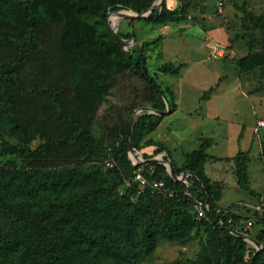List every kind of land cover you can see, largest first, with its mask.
<instances>
[{
    "label": "rangeland",
    "instance_id": "374dc122",
    "mask_svg": "<svg viewBox=\"0 0 264 264\" xmlns=\"http://www.w3.org/2000/svg\"><path fill=\"white\" fill-rule=\"evenodd\" d=\"M25 1L0 0V64L12 72L18 90H51L64 115L90 130L102 148L117 147L120 154L108 166L109 159L88 155L81 141L54 143L35 159L11 153L6 143L35 149L48 138H64L68 125L55 117L45 96L19 98L11 83L0 77V169L40 170L42 175L52 169H75L73 182L56 192L43 189L33 195L20 194L16 186L20 180H14L11 187L0 180L5 200L46 208L55 217L66 211L80 220L85 218L94 241L102 238L97 228L104 224L122 257L106 252L99 243L85 241L81 247L87 252L75 256L77 262L89 263L94 257L95 264H124L123 258L141 251L144 242L141 236L133 242L126 240L123 218L137 230L149 214H155V246L140 264H222L229 247L212 222H198L189 202H171L177 195L172 187L167 186L156 198L146 196L127 168L129 142L125 138L131 122L156 99L146 82L127 69L116 46L115 35L129 33L135 38L122 45L132 54L135 48L142 49L148 73L167 99L166 116L142 139L138 150L181 168L185 155L211 138L204 173L215 188L213 204L239 218L235 232L252 238L245 241L256 250L255 263L264 264V247L257 241L264 229V129L258 128L264 119V0H165L163 5L171 12L187 19L163 24L147 19L163 6H155L157 1L152 0H34L31 9L38 31L29 52L25 47L30 41ZM113 7L122 13L112 15L106 23L103 13ZM133 7L144 15L135 13ZM210 42L225 48L222 59L209 57ZM169 64L184 67L179 75L163 73L162 67ZM211 88L213 93L201 101ZM25 114L29 116L24 119ZM18 122L23 127L14 129ZM162 147L166 151L154 153ZM238 155L245 160L253 196L238 185ZM74 196H80L86 206L75 208L71 204ZM162 213L165 215L159 218ZM169 215L174 223L173 239L161 236ZM249 219L255 225L245 232ZM14 221L13 212L0 210V230L14 227ZM26 227L31 234L28 224H23L22 231ZM67 229L74 230L73 226ZM21 252H15L12 259L19 261Z\"/></svg>",
    "mask_w": 264,
    "mask_h": 264
},
{
    "label": "trees",
    "instance_id": "16d2710c",
    "mask_svg": "<svg viewBox=\"0 0 264 264\" xmlns=\"http://www.w3.org/2000/svg\"><path fill=\"white\" fill-rule=\"evenodd\" d=\"M34 0H26L23 4L25 18L30 30V41L26 47V51L30 49L36 42V33L38 31L37 25L33 19V13L31 5ZM156 2L158 0H152ZM135 13L143 16L144 12L133 7ZM122 11L113 7L112 10H105L103 13V20L109 23L112 19V15H120ZM148 21L155 24H163L165 22H181L185 21L187 17L176 16L174 12H171L166 5L161 7V11L158 13V9H154L148 16ZM256 23L259 25L258 18L253 17ZM264 28V24L262 25ZM118 36L123 40H133L135 36L133 34H121ZM117 41V40H116ZM117 48L121 51L122 57L125 60L127 69L135 76L143 79L148 85L149 89L155 94L156 99L152 107L141 113L139 118L132 125V144L133 148L137 151L142 139L148 134L154 132L162 123L167 113L166 107V95L161 85L148 73L147 70V58L142 49L135 48L134 54L129 53L121 42H116ZM19 54H22L21 48L18 49ZM23 58L19 60L22 62ZM16 63V62H14ZM184 65L173 66L164 65L162 72L170 75H179ZM5 65L0 64V77L4 80H8L11 83L12 91L18 95L19 98H35L37 95H43L50 103L52 112L54 111L55 117L68 125V134L62 138H48L42 145L37 146L35 149L31 148H18L16 146L6 143L8 150L11 153L26 157L29 159H35L39 153L54 143L58 144H72L74 141L82 142L87 150L88 155H97L105 159H117L120 154V150L117 147L110 149L102 148L101 144L94 137L93 133L88 129H82L78 126L76 119L64 115L60 102L53 95L49 89L34 88L28 93H24L17 89L16 81L13 75ZM214 89L211 88L206 91L201 101L208 99L209 95L213 93ZM170 111L173 113L176 111L175 104H170ZM29 116V115H28ZM28 116H21L27 118ZM23 124H14V129L22 128ZM125 141L129 142V131L126 134ZM241 139V138H240ZM213 140L207 138L202 140L201 145L197 150L185 155V162L181 168H178L173 161L171 164V175L166 171V167L163 164H152L148 166L154 167V174L149 175L148 179L162 180L165 182L166 187H172L177 193L176 197L171 199V202L179 205L181 201L184 203L189 202L191 206H194L196 201L209 202L210 211L208 213V219H199L198 222H212L218 231H220L224 237V241L227 247H229L222 257V264H256V250L249 246L245 241V236H242L235 231L237 230L239 218L235 214L228 213L226 219L231 218L232 224H228L221 228L216 226L213 221L216 219L215 210L218 209L213 201H215V188L211 184L209 178L204 173V166L209 158L207 150L211 148ZM166 151L164 147L157 149L154 153H160ZM140 152V151H139ZM143 158L149 160L153 156L146 155L144 153ZM166 160V159H165ZM167 163V162H165ZM127 168L130 170L132 176L134 175L135 167L132 165L130 158L127 160ZM40 170L32 171H18L12 170L6 167L0 169V180L2 183H6V186H13L14 180H20L17 183L18 193L33 195L43 189H49L56 192L60 188L69 186L75 176V169H52L45 171L44 175ZM186 173L187 177L184 181H180L182 173ZM9 179L7 180V177ZM236 177L239 187L246 191L250 195L255 193L249 188L247 179V170L245 166V160L242 156L238 155L236 158ZM5 180H7L5 182ZM137 185V183H134ZM146 196L156 198L159 193H152L150 189L146 190ZM162 198V196H160ZM71 204L77 208L82 205L86 206L84 200L80 196H74L71 200ZM0 210L10 211L15 216V226L9 228L6 231L0 230V264H95L93 261L96 258H92L87 262H77L75 256L85 255L87 251H82L83 243L85 241L91 244L99 243L106 252L116 257H122V251L120 246L115 243V239H109L110 231L101 224L100 238L96 241L93 240L92 233L89 232L90 224L87 219H79L76 216L63 212L61 216L55 217L46 208L33 209L29 204L14 203L5 200L4 195L0 193ZM171 214V211L169 212ZM196 213V212H195ZM165 214H159V218H162ZM197 215V213H196ZM155 214L150 215L146 221L142 223V227L135 230L130 225L127 218H123L124 228L123 232L125 238L129 242H133L135 237L141 236L144 245L142 250L134 253L130 257L123 258L124 264H140V262L149 255L154 249L156 238L152 229V224L156 220ZM246 223V222H245ZM23 224H28L31 227V234L27 227L25 231H22ZM88 225V226H87ZM162 237L173 239L172 233L174 230V223L172 221V215H169L166 220L163 221ZM73 226L74 230L68 231L67 228ZM89 227V228H88ZM96 231V228H93ZM98 231V230H97ZM253 241L252 238H247ZM257 241L263 244L264 247V229H262L258 236ZM88 249V248H87ZM22 251L19 261H14L12 255ZM96 264H101L97 262Z\"/></svg>",
    "mask_w": 264,
    "mask_h": 264
},
{
    "label": "built area",
    "instance_id": "2783aa9c",
    "mask_svg": "<svg viewBox=\"0 0 264 264\" xmlns=\"http://www.w3.org/2000/svg\"><path fill=\"white\" fill-rule=\"evenodd\" d=\"M209 46V57L213 59L214 61L220 60L224 57L225 55V48L218 43L215 42H210L208 44ZM258 128L259 129H264V119L260 120L258 122ZM129 158L132 162V165L135 167L134 175H133V181L134 183H137L138 188L144 192L148 189L152 191V193H161L166 191V184L162 180H152L150 181L148 179L147 174L153 175L154 174V168L153 166H148L149 163L152 164H159V163H154L157 161L156 159H149L145 160L143 158V154L136 149L133 151L129 152ZM170 163V162H169ZM108 166L111 165V160L109 159ZM166 167V171L170 174V165L163 164ZM148 167V169H146ZM187 175L186 174H181L180 176V181H184L186 179ZM196 213L198 214L199 219H208V213L210 211V205L209 202H202V201H196L194 204ZM216 213V219L213 221V223L218 226V227H225L228 224H232L233 220L231 218L226 219L225 217L228 215V212L221 210L220 208L215 210ZM255 225V221L253 219H249L245 223L244 230L247 232L250 230L253 226ZM245 235V234H244Z\"/></svg>",
    "mask_w": 264,
    "mask_h": 264
},
{
    "label": "water",
    "instance_id": "95a60500",
    "mask_svg": "<svg viewBox=\"0 0 264 264\" xmlns=\"http://www.w3.org/2000/svg\"><path fill=\"white\" fill-rule=\"evenodd\" d=\"M164 2H165V0H158L157 2H156V4H155V6H160V5H163L164 4ZM115 39L117 40V41H119V42H124L125 40H123V39H121L118 35H115ZM167 102V101H166ZM145 110H148V108H143V109H141L139 112H143V111H145ZM132 122H131V125H130V129H129V152H131V151H133L134 150V148H133V144H132ZM155 163H159V164H167V165H170V174H171V164L169 163H164V162H160V161H155ZM186 174V173H185ZM187 175V174H186ZM236 233H238V232H236ZM238 234H240V233H238ZM240 235H242V236H245L246 238H248L246 235H243V234H240ZM245 238V239H246ZM256 245H257V243L256 242H254ZM258 251V250H257Z\"/></svg>",
    "mask_w": 264,
    "mask_h": 264
}]
</instances>
